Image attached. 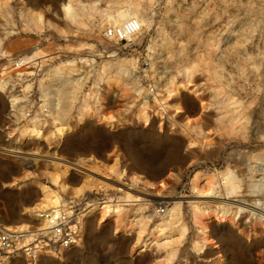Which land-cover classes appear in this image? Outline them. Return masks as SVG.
<instances>
[{"label": "rangeland", "instance_id": "374dc122", "mask_svg": "<svg viewBox=\"0 0 264 264\" xmlns=\"http://www.w3.org/2000/svg\"><path fill=\"white\" fill-rule=\"evenodd\" d=\"M68 2L0 0V82L21 100L11 113L0 93V225L25 219L50 164L79 188L89 166L78 158L91 153L112 167L109 182L69 202L80 212L130 203L118 225L90 218L78 247L46 264H264V0H71L66 20ZM101 10L111 18H86ZM125 15L144 22L141 33L129 45L107 40ZM178 75L188 84L180 115L167 98ZM109 78L118 89L106 99ZM101 106L110 126L92 118ZM84 108L90 117L78 123ZM140 112L146 127L136 125ZM31 124L48 126L43 141L22 137ZM197 173L215 176L201 196L190 187ZM176 207V221L155 234Z\"/></svg>", "mask_w": 264, "mask_h": 264}, {"label": "bare ground", "instance_id": "6f19581e", "mask_svg": "<svg viewBox=\"0 0 264 264\" xmlns=\"http://www.w3.org/2000/svg\"><path fill=\"white\" fill-rule=\"evenodd\" d=\"M69 2L71 0H68ZM69 2L65 3L61 6V13L64 19H73V11L69 6ZM130 15H125L122 17L121 21L125 22L128 19H131ZM35 23L37 25L41 24V17L37 16L34 18ZM141 26H144V22L140 21ZM183 80L187 81L186 75H178L175 78H172L169 81L168 89H167V98L169 101H173L175 103L174 111L176 115L182 114L183 110L181 107L182 98L185 96V92L187 90V82H182ZM6 86L0 82V93L7 96L9 109L11 113H14L17 105L21 101L19 96L15 94L8 93ZM105 87V95L106 99L108 97H115L117 93V80L114 78H109L104 82ZM104 101V99H102ZM201 110L205 111L204 105H201ZM91 111L88 108H84L78 115V123H83L86 119L90 117ZM96 120L97 123L102 125L110 126L112 123V117L107 114L106 108L100 107L99 112L92 117ZM134 120L137 126L146 127L150 122V117L143 112L134 115ZM48 131L47 125H37L31 124L23 127L22 129V137L29 140L34 141H43L44 134ZM66 134V130L63 128H57L55 125V130L53 132L54 138L57 140H61ZM112 173L111 166H100L97 163H92L89 165V169L85 170L84 177L82 183L79 188H71L70 184L67 181L68 171L66 169L62 171H57V169L52 165H48L44 171L43 177L46 184H39L37 186L39 197L36 203L24 210L23 217L25 218L22 222L16 225L8 226L9 231H27L30 230L35 222H38V228L45 229L47 223L44 220H38V216L41 213H47L51 210L58 209L64 207L70 200H79L90 188L94 185H104L109 182V174ZM215 176H205L202 174H195L193 178L190 180V187L192 192L196 196L203 195L206 191L213 189V184L215 183ZM118 191L124 192L121 186L118 187ZM125 193V192H124ZM130 203L128 197L120 198L118 202L112 203L110 199H106L105 201L92 204L82 208L78 220V241L74 248H77L79 243L81 242V237L84 232V228L86 226L87 221L95 217L96 215L99 217V221H104L105 218L111 217L118 225L121 217V207L122 204ZM145 203H149L148 200H145ZM175 205H181L180 202H175ZM179 214V208H172L167 211L166 217L164 221H160L152 226V230L155 234L160 235L167 226L173 224ZM259 222L261 225H264V220L262 217L259 218ZM139 229H143L146 227L145 223H141ZM131 229V228H130ZM264 232V231H263ZM140 233H138V237ZM207 242L203 241L205 245ZM165 244L154 243L151 247H156L157 249H163ZM58 256L63 255V251H59ZM36 261L39 264H46L49 260H54L56 258V254L52 251H45L43 253H39L35 256ZM26 260L25 257H22ZM20 257H14L11 260L17 261Z\"/></svg>", "mask_w": 264, "mask_h": 264}, {"label": "built area", "instance_id": "2783aa9c", "mask_svg": "<svg viewBox=\"0 0 264 264\" xmlns=\"http://www.w3.org/2000/svg\"><path fill=\"white\" fill-rule=\"evenodd\" d=\"M141 31L140 21L131 18L119 27L108 29L104 37L115 43L129 45ZM59 52H63V48H60ZM42 110L45 112V108ZM26 115H31L30 110ZM79 214V206L69 202L64 207L38 216V220L47 223L45 229L38 228V222L27 231H9L8 226L0 225V260H11L14 257L32 260L37 254L47 250L57 252L74 249L78 240ZM163 214V208L156 210V215Z\"/></svg>", "mask_w": 264, "mask_h": 264}, {"label": "crops", "instance_id": "0c3cea01", "mask_svg": "<svg viewBox=\"0 0 264 264\" xmlns=\"http://www.w3.org/2000/svg\"><path fill=\"white\" fill-rule=\"evenodd\" d=\"M91 15H88L86 18H90V19H109L111 18L109 16V11L107 10H101V11H94L90 13ZM67 139L65 138L66 142ZM92 154H83L81 156H79L78 160L82 163H84L85 165L89 166L92 163H94L96 161V159H94L93 161L91 160ZM101 166V165H100ZM98 186L97 184H94L92 187Z\"/></svg>", "mask_w": 264, "mask_h": 264}]
</instances>
